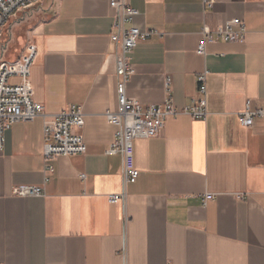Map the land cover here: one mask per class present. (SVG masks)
Instances as JSON below:
<instances>
[{"label": "crops", "instance_id": "crops-1", "mask_svg": "<svg viewBox=\"0 0 264 264\" xmlns=\"http://www.w3.org/2000/svg\"><path fill=\"white\" fill-rule=\"evenodd\" d=\"M111 1L38 0L0 40V62L36 47L34 100L49 116L81 106L87 145L47 171L42 117L6 132L0 264H264V118L250 128L239 121L248 104L264 110V0H215L212 9L204 0H126L139 12L135 27L163 34L134 50L129 98L159 105L170 78L181 111L198 97V74L209 72L207 119L180 115L161 135L135 141L140 174L128 184L122 155L107 153L120 54ZM233 22L246 25L244 42L217 40L198 53L205 28ZM19 186L43 194L14 196ZM207 194L215 199L204 203ZM112 195L124 198L111 204Z\"/></svg>", "mask_w": 264, "mask_h": 264}, {"label": "built area", "instance_id": "built-area-1", "mask_svg": "<svg viewBox=\"0 0 264 264\" xmlns=\"http://www.w3.org/2000/svg\"><path fill=\"white\" fill-rule=\"evenodd\" d=\"M38 0H0V39L11 20L20 12L27 10ZM215 0H204L208 9L214 7ZM110 7L115 10L112 40L120 44V54L116 58V74L118 83V107L106 113L107 121L116 127L113 143L108 149L109 155L120 154L124 160V179L126 184L135 183L139 170L135 165L134 143L140 139H151L161 135L166 123L171 118L186 115L194 120L205 121L209 115L208 108V77L204 71L197 76L198 97L183 110H178L171 97V79L166 78V100L159 105L144 106L127 95L134 69L131 56L140 43L153 37H162L158 31L142 30L133 25L139 12L131 8L126 0H112ZM203 40L198 47V53L206 55L208 44L217 40L226 43H242L246 40V25L241 22L228 23L223 29L213 32L208 28L203 30ZM37 57L36 47L15 62H0V152L6 144V132L17 123L33 122L43 118V158L47 171H53L48 165L58 157L81 156L87 152V145L82 133L85 128L83 108L71 105L67 110L53 116L45 115L44 108L34 100L31 74ZM17 79V83H12ZM258 118H264V110H251L248 104L246 110L239 115L240 124L250 128ZM84 178V176H83ZM17 197H39L43 189L34 186H19L13 191ZM124 195L109 197L111 204H117ZM242 198V196H239ZM215 196L207 194L204 203L214 200Z\"/></svg>", "mask_w": 264, "mask_h": 264}, {"label": "rangeland", "instance_id": "rangeland-1", "mask_svg": "<svg viewBox=\"0 0 264 264\" xmlns=\"http://www.w3.org/2000/svg\"><path fill=\"white\" fill-rule=\"evenodd\" d=\"M3 36H4V35H3ZM2 38H3V37H2ZM2 38H1V39H2ZM1 39H0V40H1Z\"/></svg>", "mask_w": 264, "mask_h": 264}]
</instances>
